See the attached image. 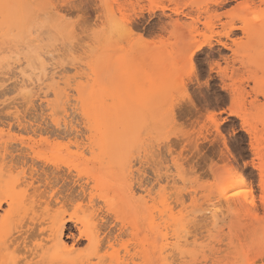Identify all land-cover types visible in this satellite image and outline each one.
Listing matches in <instances>:
<instances>
[{"label": "rangeland", "instance_id": "1", "mask_svg": "<svg viewBox=\"0 0 264 264\" xmlns=\"http://www.w3.org/2000/svg\"><path fill=\"white\" fill-rule=\"evenodd\" d=\"M64 3L0 0V264H264V0H90L72 36ZM32 157L79 164L84 210L26 194Z\"/></svg>", "mask_w": 264, "mask_h": 264}, {"label": "bare ground", "instance_id": "2", "mask_svg": "<svg viewBox=\"0 0 264 264\" xmlns=\"http://www.w3.org/2000/svg\"><path fill=\"white\" fill-rule=\"evenodd\" d=\"M115 28V27H114ZM118 30V29H117ZM202 46V45H201ZM30 79V78H29ZM26 80V79H25ZM24 80V82H26ZM39 82V81H38ZM21 83H23V82H21ZM33 81L31 82V81H28V83L26 82V83H23V85H21L22 86V88H23V86L27 89L28 87H30L29 89L31 90V86L33 85ZM33 87V86H32ZM35 87V86H34ZM33 89V88H32ZM24 90V89H23ZM28 90V89H27ZM29 90V91H30ZM31 94V93H30ZM34 96V95H33ZM29 97H30V95H29ZM29 103V102H28ZM36 109V108H35ZM32 126V125H31ZM40 127V126H39ZM45 127V126H44ZM70 127V126H69ZM113 127V126H112ZM59 128V127H58ZM32 129V128H31ZM37 129V128H36ZM52 129V128H51ZM40 131V130H39ZM74 131H76V130H74ZM35 132V131H34ZM57 132V131H56ZM67 133H68V131H66ZM76 133H78V132H76ZM35 134H37V133H35ZM43 134V133H42ZM53 136H54V134H53ZM71 136V135H70ZM80 136V135H79ZM64 138V137H63ZM77 138V137H76ZM80 139V138H79ZM78 139V140H79ZM56 140H57V138H56ZM62 140V139H61ZM70 141V140H69ZM68 141V142H69ZM77 141V140H76ZM75 141V142H76ZM75 142H73V146L76 144V146L77 147H75V148H77V149H80V143L81 142H79L78 143V141L75 143ZM60 143V142H59ZM71 142H69V144H70ZM65 144V143H64ZM82 144H83V142H82ZM102 145V144H101ZM64 146V145H63ZM70 146H71V144H70ZM70 146L68 147H66V146H64V147H66L65 149H67L68 151H70ZM82 147H83V145H82ZM81 147V148H82ZM61 148L63 149V147L61 146ZM102 149L103 148H105V147H101ZM15 149V148H14ZM72 149V148H71ZM62 152H63V150H62ZM64 152H66V151H64ZM70 153H72V152H70ZM22 154H25V153H20V155L21 156H23V158H24V156H28V154L29 153H26V155H22ZM69 154V153H68ZM74 154V153H73ZM73 154H71L70 156H72V157H74L73 156ZM19 155V154H18ZM17 155V156H18ZM30 155V154H29ZM9 156V155H8ZM11 156H14V155H11ZM10 156V157H11ZM69 156V155H68ZM26 158H28V157H26ZM33 158V157H32ZM18 160L19 159H21V157L19 158H17ZM25 159V158H24ZM40 159V158H39ZM38 159V160H39ZM64 159V158H63ZM9 160V159H8ZM18 160H15L16 162H18ZM23 159H21V161H22ZM29 160H32V159H29ZM33 160H34V162L32 161L31 163H32V165H31V169L29 170L28 169V171L29 172H31V170H32V173H30L31 175H32V177L31 176H29V175H25V176H29V177H31L29 180L27 179L26 181L27 182H23L24 183V187L23 188H25V190H26V194L28 193V192H30V190H34V191H36V192H34V194H37L38 193V190L41 188L42 189V187H40V185L42 184L43 185V187H45V185L46 186H49L50 188L49 189H51V187L53 186L52 184H62V186H61V188L60 187H56V189H58V192L57 193H52V194H50V195H48V196H46V193L44 194V193H41L40 194V196L43 194V195H45L47 198V200H45V203L47 204L46 206H48V207H50L49 208V210L47 211V212H49L50 211V209L54 206L53 204H57L58 206L59 205H61L62 207H58V208H65V209H68L69 208V206L72 208V206H74L75 208H76V210H80V212L82 211V210H84V208L86 207H83L85 204H83V202L85 203L86 202V198L88 199V196L89 195H91V194H93V192H94V190L92 191V193L88 190V186L87 185H85L83 182L84 181H82V175H81V173H82V171L81 170H79V164H74V161H72V163L71 162H68V161H60V162H54V161H52V159L50 160V159H46V161L45 160H41L42 162L43 161H45L47 164H50V166L52 165V170L50 169L49 170V167H48V165L46 164V163H44V165H42V166H47L48 167V170L46 169L45 170V168L46 167H44V169H42L41 168V174H38L39 173V169H40V167H38L37 169H36V167L37 166H35V165H33L34 163H35V157L33 158ZM37 160V161H38ZM65 160H67V159H65ZM74 160V159H73ZM75 161H77V160H75ZM23 162V161H22ZM27 160H26V162L24 163V165L26 166V164H27ZM5 163V162H4ZM17 164H19V162L17 163ZM20 164L22 165V163L20 162ZM43 164V163H42ZM7 165V164H6ZM12 165H14V164H12ZM20 165V167H22ZM28 165V164H27ZM8 166V165H7ZM28 166H30V165H28ZM27 166V167H28ZM41 166V167H42ZM4 167V166H3ZM16 167V166H15ZM14 167V168H15ZM7 168V167H6ZM51 168V167H50ZM67 170H66V169ZM26 169V168H25ZM65 169V170H64ZM77 171V173H78V176L77 175H75V174H73V172L75 171V170ZM5 170V169H4ZM23 170H24V168H23ZM72 170H74L73 172H72ZM8 171V170H7ZM26 171V170H25ZM28 171H27V173H28ZM76 171H75V173H76ZM34 172H36L37 174H38V176L37 177H39V178H34V177H36L35 176V173ZM23 173V172H22ZM34 173V174H33ZM29 174V173H28ZM72 174H73V176L75 175V176H77V178L75 179V177L73 178L72 177ZM23 175V174H22ZM25 176H23V177H25ZM26 178V177H25ZM22 180V179H21ZM25 181V180H24ZM72 181V184H73V186L72 187H70V185H69V182H71ZM242 182V181H241ZM35 183H37V185L35 184ZM87 183L89 184V181H87ZM91 183V182H90ZM41 185V186H42ZM55 186L56 185H54L52 188H55ZM58 186H60V185H58ZM231 188V187H230ZM40 189V190H41ZM56 189H54V190H56ZM59 189H63V190H61V192H59L60 190ZM40 190H39V192H40ZM43 191H46V188H45V190L44 189H42ZM41 190V191H42ZM28 191V192H27ZM31 191V192H32ZM90 192V193H89ZM127 192H129V191H127ZM233 192V191H232ZM50 193V192H49ZM228 193V192H227ZM229 195V194H228ZM132 196V195H131ZM246 196V195H245ZM42 197V196H41ZM41 197H38V199L40 198V199H42ZM94 198V196H91V198ZM244 197V196H243ZM39 199V200H40ZM38 200V201H39ZM43 200H44V197H43ZM85 200V201H84ZM91 200H93V199H91ZM228 200H229V198H226L225 199V201H227L228 202ZM43 201H39V203H41V205L40 206H42V204H44V202L42 203ZM92 202H94V201H92ZM245 202L247 203H249L250 204V206L253 208L254 207V204L253 203H251L249 200H247V198H245ZM89 203H90V201H89ZM53 206H52V205ZM51 205V206H50ZM224 205V204H223ZM230 205V204H229ZM65 206H68V208L67 207H65ZM55 207V206H54ZM90 207V206H89ZM218 207V206H217ZM2 208V203H0V209ZM140 208V207H139ZM70 209V208H69ZM52 211L54 210V209H51ZM146 210V209H145ZM65 211H68V210H65ZM51 212V211H50ZM74 212H75V210H74ZM77 212V211H76ZM146 212V211H145ZM51 213H53V212H51ZM77 213H79V212H77ZM77 213H73V214H77ZM92 213V212H91ZM50 214V213H49ZM80 214V213H79ZM92 215H94L93 213H92ZM92 217V216H91ZM70 218L72 219V221H73V218L74 219H76L75 217H74V215L72 216H70ZM95 218V217H94ZM91 220V219H90ZM70 221V220H69ZM74 221H76V220H74ZM77 221H78V223H82V225H84L85 226V223H84V221H80L79 219H77ZM77 221H76V223H77ZM94 221V220H93ZM150 221V220H149ZM155 222H154V220L153 219H151V221H150V224H149V226H151V228H149V229H152L154 226H155V224H154ZM96 225H97V223H96ZM78 226V225H77ZM95 226V225H94ZM93 226V227H94ZM158 226V225H157ZM156 226V227H157ZM96 227V226H95ZM80 229H81V227H79ZM67 230V221L66 220H64V222H62L58 227H57V229H56V232H55V237L57 238V239H60L62 236H63V234H64V232ZM121 230H123L122 228L120 229V231ZM258 230V229H257ZM119 231V232H120ZM144 231V230H143ZM152 233L153 232H155L154 231V229H153V231H151ZM110 233V232H109ZM108 233V234H109ZM120 233H122V232H120ZM119 233V234H120ZM156 233H157V231H156ZM258 233V232H257ZM26 234V233H25ZM94 234V233H93ZM89 234L88 235V238H89V240L92 242V244L95 246V248L96 249H98V247H100L99 245H100V243H99V240H97V237H96V235L94 234ZM111 234V233H110ZM113 234V233H112ZM82 235V234H81ZM121 235V234H120ZM119 235V236H120ZM151 235V234H150ZM107 236V235H106ZM111 236V235H110ZM118 236V237H119ZM122 236V235H121ZM146 237H145V242H142V244L141 245H143V244H146V242H147V240H152L154 237H155V234H154V237L153 238H151V239H149V237H151V236H149V237H147V233H146V235H145ZM260 236H262V235H260ZM109 236H107V239H109L108 238ZM115 238V237H114ZM116 238H117V236H116ZM113 239V238H112ZM158 239V238H157ZM256 239V238H255ZM264 239V238H263ZM26 240H27V238H23V243H25L26 242ZM110 240V239H109ZM117 240V239H116ZM143 240V239H142ZM112 241V240H111ZM111 241H108L109 242V244L111 245V247H113V244L111 243ZM153 241V240H152ZM157 242H158V240H157ZM157 242L156 243H154V241H153V243L151 242V241H148V243L149 244H147L149 247H151V246H153V248H157V245H155V244H157ZM263 242V241H262ZM151 243V244H150ZM178 245V244H177ZM180 246V245H179ZM144 247V246H143ZM159 247V246H158ZM178 247V246H177ZM100 250H101V248H99ZM98 249V250H99ZM144 249V248H143ZM55 250H58V252H60V251H62V253L64 252V254H65V264H79V263H77V259H78V257H77V259H75V258H72L71 257V255L73 254V252L71 251V250H67V247L66 246H63V245H59V244H57L56 246H55ZM98 250L96 251V252H98ZM148 250V249H147ZM145 251V249H144V252H145V254H147L148 253V251ZM164 249H162L161 248V251H163ZM150 251V250H149ZM156 251V250H155ZM101 252V251H100ZM100 252H98V253H100ZM143 252V253H144ZM152 252H153V250H152ZM152 252H149V253H152ZM158 252H159V249H158ZM148 253V254H149ZM159 253H161V252H159ZM147 254V256H150V254L148 255ZM96 255H97V253H96ZM152 255H153V253H152ZM157 255H159V254H157ZM163 255V254H162ZM166 255V254H165ZM240 255V254H239ZM147 256L145 255V257L147 258ZM252 256H253V254H252ZM82 257V255H80V257L79 258H81ZM97 257V256H96ZM153 257V256H152ZM152 257H150L149 259H152ZM157 257V256H156ZM241 257H242V255H241ZM98 258H100V257H98ZM104 258H107V257H105L104 256ZM160 258V256H158V259ZM238 258H240V257H238ZM244 258H242V260H243ZM107 260V259H106ZM82 261H85V260H83L82 259ZM104 261V260H103ZM153 261V260H152ZM240 261V260H239ZM262 261H263V259H262ZM79 262V261H78ZM87 262V261H86ZM101 262V261H100ZM155 262V261H154ZM84 263V262H83ZM151 264H152V262H150ZM250 263V262H249ZM243 264V263H242ZM254 264V263H253Z\"/></svg>", "mask_w": 264, "mask_h": 264}, {"label": "snow or ice", "instance_id": "3", "mask_svg": "<svg viewBox=\"0 0 264 264\" xmlns=\"http://www.w3.org/2000/svg\"><path fill=\"white\" fill-rule=\"evenodd\" d=\"M51 7L57 8L59 12L63 13L62 19L65 21L68 34L70 36L79 34V33H87L91 27V25L88 23V10L90 8V0H65V3L62 5H51ZM122 31H129V24L125 23L121 25ZM132 35H136L135 33H132ZM141 40H143V37H140ZM197 51H199L198 48H189L186 53V63L184 65V71H185V78L187 79L189 76L191 77V80L193 83L197 80L196 75V64L194 62V57L196 56ZM181 92L183 93V89H181ZM191 93H184L185 96V102L189 104H195L196 101L192 99ZM225 112L229 111V108L225 107ZM170 118H174L176 113L175 110H171ZM207 119L211 121L213 124H216V119L212 114H209ZM219 119H223V117H219ZM217 132H219V129L217 128ZM223 144H227V140H222ZM231 173V170H229ZM262 172H264V169H262ZM235 195H239L238 192L234 193ZM111 247V245H109Z\"/></svg>", "mask_w": 264, "mask_h": 264}]
</instances>
